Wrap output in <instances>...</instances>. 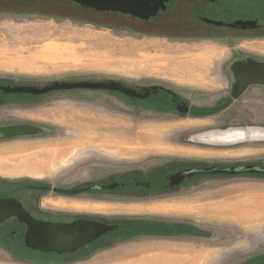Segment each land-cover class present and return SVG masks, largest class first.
Instances as JSON below:
<instances>
[{
  "label": "rangeland",
  "instance_id": "obj_1",
  "mask_svg": "<svg viewBox=\"0 0 264 264\" xmlns=\"http://www.w3.org/2000/svg\"><path fill=\"white\" fill-rule=\"evenodd\" d=\"M100 20L79 6L62 0H40L25 5L1 3L0 80L37 86L53 80L113 78L165 81L205 97L214 92L222 96L230 95L232 90L230 67L235 61L264 60V37H245L228 42L213 39L169 40L129 35ZM202 44L222 52L220 57L210 58L211 69L209 74L204 73V83L193 80L197 79L201 60L198 51L192 47ZM231 52L233 56L243 54V59L230 60ZM146 60L148 67L151 65L149 69L143 72L134 70L132 64L135 61L143 66ZM186 67L189 68L188 73L182 71ZM249 90L260 97L259 102L251 103L247 94L240 95L232 104L240 109L239 114L227 117L228 111L225 110L223 120L220 116H213L211 121L159 120L129 115L115 106L117 101L114 96L108 97L97 90L61 91L35 101L0 105V125L31 123L44 129L34 135L0 139V194L15 189V193L27 198L38 192L29 188L31 184L69 188L109 180L122 172L155 165L146 163L168 158L264 164V140L208 146L188 139L205 127L264 125V88L251 87ZM241 109L246 113L243 114ZM83 134L97 137L90 142L86 137L83 142L79 140ZM50 150L62 151V154L52 164H36L33 158ZM226 191L230 192L224 194ZM51 192H45L40 203L43 210L54 213L82 210L113 216L120 213L140 214L148 211L146 206L151 205H173L165 209L183 212V216L197 222H208L203 219H210L209 216L198 210L208 207L210 202L218 201L219 204L236 196L235 201L241 199L245 205L240 207L242 211L247 210L249 202L260 203L264 207V199L257 196V193L264 194V178L247 175L202 183L191 189V200L180 204H126L112 198L109 200L114 202L110 203L66 200L68 196ZM222 206L225 209L228 207ZM211 210L220 213L217 204L212 205ZM254 221L240 223L231 217L217 218L214 222L218 235H221L217 243H194L189 238L173 242L178 239L145 236L109 240L99 248L84 250L71 264H113L122 259L142 257L141 264H178L180 259L192 264H227L232 255V244L236 248L235 253L239 250L244 254L264 250V231H253L256 229L250 227L262 220L258 221L255 217ZM228 231L230 238L226 239ZM156 244L161 248L154 247ZM175 244L178 248H162ZM215 250L217 255L211 254ZM5 252L6 248L1 246L0 264H17L8 262ZM160 255L164 257H158Z\"/></svg>",
  "mask_w": 264,
  "mask_h": 264
},
{
  "label": "flooded vegetation",
  "instance_id": "obj_2",
  "mask_svg": "<svg viewBox=\"0 0 264 264\" xmlns=\"http://www.w3.org/2000/svg\"><path fill=\"white\" fill-rule=\"evenodd\" d=\"M38 1L40 0H0V4L25 5ZM62 1L79 6L88 13H92L93 18L109 22L117 31H125L129 35H147L169 40L213 39L224 42L245 37H264V0H168L164 9H159L154 15L147 18H140L120 11H95L70 0ZM210 20L222 22L224 25L214 24ZM239 20L253 22H249L250 24L243 25V27V23L240 22L236 24H240L241 27L228 25ZM106 22L104 23L108 24ZM242 55L233 56L231 52L230 60L235 58L241 60L243 59ZM117 82L122 89H99L97 92L106 93L108 97L109 95L114 96L117 101L115 106L133 116L159 120L172 118L209 121L210 117L213 116H220L219 118L223 120L225 110L228 111L226 112L227 117L239 114L238 110H240L232 105L233 100L226 108L212 115L194 112V109L210 108L221 104L229 94L221 96V93L214 92L205 97L203 94L177 87L165 81L117 80ZM23 84L25 83L0 80V105L15 102L26 103L35 101L49 93L76 90H49L37 95L9 90L11 87ZM251 87L264 88L260 84L249 85L241 95L247 94V99L251 103L259 102L260 97H257L253 93L254 91L249 90ZM241 112L246 113L243 109ZM210 128L215 127H205L196 132ZM146 164L155 165L145 169L122 172L109 180L83 183L69 188L56 186V191L52 189L53 187L45 184H31L29 188L38 192L27 198L15 193V189L0 194L2 198L16 197L23 208L37 220L72 222L86 219L115 225L112 230L81 245L73 252L57 253L27 247L24 242L27 225L14 217L7 218L0 223V247L6 248L7 252L5 253L9 258L8 262L17 264H71L82 255L84 250L99 248L109 240L115 241L122 237L145 236L178 239L173 240V242L189 238L190 242L194 243L200 241L217 243L219 236H221L218 235L217 224L214 222L216 219H203V221L208 222H197L196 219L183 216V212L172 210L150 214L120 213L113 216L86 213L82 210H68L61 213L46 211L41 208L40 201L47 191L52 190L51 193L53 194L68 196L69 198L66 200L110 203L114 202L109 200L112 198L125 201L126 204H172L191 200L193 198L192 188L217 178L225 179L246 175L264 178V173L229 175L228 173L195 171L196 169L208 168L213 164V162L206 160L168 158ZM91 184L105 185V187L90 189L88 186ZM60 189L68 190V192ZM227 238H230L229 231L226 234ZM235 249L232 244L230 249L232 255L228 258L227 264H264V250L257 249L244 254L242 250L235 253Z\"/></svg>",
  "mask_w": 264,
  "mask_h": 264
},
{
  "label": "water",
  "instance_id": "obj_3",
  "mask_svg": "<svg viewBox=\"0 0 264 264\" xmlns=\"http://www.w3.org/2000/svg\"><path fill=\"white\" fill-rule=\"evenodd\" d=\"M77 4L95 11H120L140 18L154 15L159 9H164L168 0H70ZM209 21V20H207ZM211 21V20H210ZM217 25H224L219 21H211ZM253 21H236L229 26L241 27ZM232 90L224 102L210 108L194 109L195 113L212 115L226 108L233 100L237 99L243 91L251 84L264 86V60L249 59L246 61H235L231 66ZM58 89H122L117 80L113 78L79 81H58L37 86L32 84L17 85L9 88L10 91L27 92L34 95L43 94L49 90ZM43 128L31 123H13L0 125V139L17 136H28L43 132ZM257 132V134L253 135ZM217 136V139H212ZM223 136V138H220ZM189 141L208 146L230 145L245 140H264V125H242L215 127L195 132ZM203 173H228L229 175H240L250 173H264V164L257 162H213L208 168L196 169ZM91 184L88 188H103ZM111 187V185H110ZM54 191L56 187L52 188ZM64 192L68 190L60 189ZM14 217L27 225L24 242L29 248L44 252L66 253L73 252L81 245L88 243L103 233L112 230L115 225L103 221L79 219L72 222H51L37 220L32 217L22 206L16 197H0V223L7 218Z\"/></svg>",
  "mask_w": 264,
  "mask_h": 264
},
{
  "label": "crops",
  "instance_id": "obj_4",
  "mask_svg": "<svg viewBox=\"0 0 264 264\" xmlns=\"http://www.w3.org/2000/svg\"><path fill=\"white\" fill-rule=\"evenodd\" d=\"M193 49H195V50H197L198 51V54H200V56H199V59L201 60L199 63H198V65H199V67H198V69H199V73H197L196 75V78L197 79H193V80H195V81H198V82H200V83H204V81L206 80V78H205V74L207 73V74H209V69H211L210 68V58H213V57H216L217 58V56L218 57H220V55H221V53L222 52H217L216 50H214V49H211L209 46H207V45H205V44H202V46H200V47H192ZM207 50H210V52H211V54L210 53H205ZM203 54V55H202ZM209 56H208V55ZM204 56V57H203ZM205 57L207 58V59H205ZM207 60V61H206ZM203 63V64H200V63ZM206 63V64H205ZM202 66V67H201ZM208 67V68H207ZM203 68V69H202ZM182 71L184 72V73H188L189 72V68L188 67H186L185 69H182ZM205 73V74H204ZM202 74H204V75H202ZM228 193H229V191H228ZM258 194V193H257ZM260 195V196H259ZM237 196H239V195H237ZM241 196V195H240ZM259 198H262V199H264V194H258L257 195ZM238 197H232V199L233 200H228V199H226V202H221L220 204H222V203H227V205H228V207H227V209H229L228 210V212L230 211V209L232 208V210H234V211H230V214L228 213V212H225V213H218V212H215V211H213V210H211V207H212V205H215V204H217L218 203V201L217 202H210L209 203V205H208V207L206 206L205 208L203 207V208H201V209H199L198 211L200 212V213H203V214H207L208 216H209V218L210 219H216L217 220V218H220L221 216L222 217H231V218H234L235 220H237V219H239V222L240 223H242V222H244L245 220H246V218L248 217L247 215H248V211H242L241 210V201H239V202H237V201H235L236 199H237ZM237 204H236V203ZM180 203H183V202H178L177 204H180ZM185 205H187V204H185ZM237 205V206H236ZM154 206H156V207H154ZM167 206L168 205H151V206H146L149 210L148 211H146V212H140V214H146V213H164V212H166L167 211V209H165V208H167ZM170 206H173V205H169L168 207H170ZM234 206V207H233ZM237 208H236V207ZM137 208H138V206H136ZM142 208L144 207V206H141ZM146 207H144V208H146ZM249 207V206H248ZM240 208V209H239ZM168 209H170V208H168ZM239 209V210H238ZM247 210H249V209H247ZM227 211V210H226ZM238 211L240 212L239 214H238ZM232 212H234V213H232ZM237 212V213H236ZM243 212V213H242ZM246 212V214L247 215H244L243 216V214ZM235 213H236V215H235ZM225 214V215H224ZM235 216H234V215ZM242 215V216H239V215ZM206 215V216H207ZM243 217V218H242ZM244 220V221H243ZM238 221V220H237ZM247 223V222H246ZM261 223V224H260ZM260 223H257L255 226H250L249 224V226L250 227H252V228H254V229H256V230H253V231H258V232H260V231H264V219L260 222ZM162 244H164V243H162ZM154 247H157V248H160L159 247V244H156V245H154ZM181 247V246H180ZM172 248H178V245L177 244H175V245H172ZM163 249H165V248H163ZM134 250H136V249H134ZM216 253H218L217 252V250H215V251H211V254H216ZM217 255V254H216ZM158 257H164V255H160V256H158ZM143 261V257L142 258H140V259H122V260H120L119 262H117V263H113V264H141V262ZM184 261H186V260H184V259H180V261H177V263L178 264H192V263H188V262H184ZM193 264H195V263H193ZM217 264V263H216Z\"/></svg>",
  "mask_w": 264,
  "mask_h": 264
},
{
  "label": "bare ground",
  "instance_id": "obj_5",
  "mask_svg": "<svg viewBox=\"0 0 264 264\" xmlns=\"http://www.w3.org/2000/svg\"><path fill=\"white\" fill-rule=\"evenodd\" d=\"M205 53H210L211 54V52H210V50H207ZM209 54V55H210ZM203 55V54H202ZM208 55V54H207ZM208 55V56H209ZM200 56V55H199ZM211 56V55H210ZM204 57V56H203ZM205 59H207L206 57H205ZM143 61V60H142ZM207 61V60H206ZM138 62V61H137ZM200 62V61H199ZM142 63H144V62H142ZM200 64H203L202 62L200 63ZM206 64V63H205ZM132 66H133V68H134V70H136L137 72H139V71H141V72H143L144 70H147V69H149V67H151V65L148 67V65H147V60L145 61V65H143V66H141V65H138V63H136V61H135V63L134 64H132ZM154 66H157V65H154ZM154 66H152V67H154ZM161 67V66H160ZM202 67V66H201ZM155 68V67H154ZM208 68V67H207ZM203 69V68H202ZM150 72V71H149ZM255 134H257V132L256 133H254V131H253V135H255ZM256 136V135H255ZM86 137H89V142L90 141H93L94 139H96V137H97V135H90V136H87V135H85V134H83L82 135V138H81V136H80V138H79V140L81 139V140H83V142L85 141V138ZM212 139H217V136H212L211 137ZM220 138H223V136H220ZM61 154H62V151H58V152H55V151H52V150H50V151H47V152H44V153H42L41 155H36L33 159L35 160V162H36V164H52L53 162H55L60 156H61ZM230 192V191H229ZM224 194H228V192L226 191V192H223ZM258 195V194H257ZM246 196H247V194H246ZM260 196V195H259ZM242 197V196H241ZM243 197H245L244 195H243ZM252 197V196H251ZM250 197V198H251ZM253 197H254V195H253ZM257 197V196H256ZM258 198V197H257ZM245 199V198H244ZM248 199V198H247ZM246 199V200H247ZM241 199H238V201H240ZM254 200V199H253ZM248 201H249V199H248ZM256 201V200H255ZM254 201V202H255ZM263 201V200H262ZM261 201V202H262ZM242 202V201H241ZM244 202H246V201H244ZM236 203V202H235ZM250 203V202H249ZM247 203L246 205H248L249 207H246L247 209H249V210H246V209H244V211L246 210V211H248V215L246 214V212L243 214V216L244 215H247L248 217L246 218V220H245V222H247V223H249V222H255L254 220H255V217H257L258 218V221H260V220H263L264 219V209H262V208H264L263 206H261L260 205V203ZM264 202H262V204H263ZM223 205H226V206H228L227 205V203H222ZM222 204H220V202H219V204L217 203V206H218V208L220 209V213H225V212H228V210L229 209H225L223 206H222ZM237 204V203H236ZM241 205H243V203L241 204ZM264 205V204H263ZM237 206V205H236ZM235 206V207H236ZM243 206H245V205H243ZM234 207V206H233ZM237 208V207H236ZM240 209V208H239ZM238 209V210H239ZM227 210V211H226ZM232 210V208L230 209V211ZM241 210H242V208H241ZM230 211L228 212L229 214H230ZM232 211H234V210H232ZM232 213H234V212H232ZM237 213V212H236ZM236 213H235V215H236ZM240 212L238 211V214H239ZM243 213V212H242ZM226 214V213H225ZM224 214V215H225ZM234 215V214H233ZM234 215V216H235ZM239 216H242L241 214L239 215ZM250 216V217H249ZM243 218V217H242ZM234 219V218H233ZM254 219V220H253ZM260 219V220H259ZM238 221H239V219H237ZM244 221V220H243ZM160 247V246H159ZM170 247H172V245H168V246H165V247H162V248H165V249H168V248H170ZM161 248V247H160ZM186 264V263H185Z\"/></svg>",
  "mask_w": 264,
  "mask_h": 264
}]
</instances>
